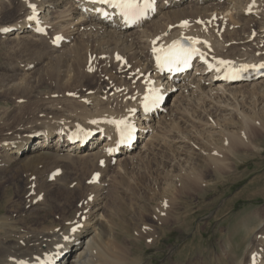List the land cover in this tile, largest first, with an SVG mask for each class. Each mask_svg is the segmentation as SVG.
I'll use <instances>...</instances> for the list:
<instances>
[{"label":"rangeland","instance_id":"374dc122","mask_svg":"<svg viewBox=\"0 0 264 264\" xmlns=\"http://www.w3.org/2000/svg\"><path fill=\"white\" fill-rule=\"evenodd\" d=\"M10 2L0 0V6L9 5ZM261 6L264 9V4ZM49 8L52 32H62L66 37H83L82 22H71L77 16L74 7L69 4ZM144 31L146 28H142L141 32ZM17 34L0 38V70L5 62L20 66V75L23 76H20L21 80L17 84L22 85L25 79L39 75H33L34 65H29L31 52L37 54L38 49L24 42L31 34ZM34 40L40 42L42 38ZM226 41L232 43L229 39ZM255 42L257 47L261 45L259 41ZM66 44L58 49L59 53L70 52L73 43ZM258 52L254 50L252 53ZM29 66L32 68L29 69ZM96 72L95 75L91 68V79L67 90H60L55 84H45L41 76L39 82L35 83L41 85L34 95L5 98L0 94V147L4 149L15 142L18 137L16 134L25 127L52 126L49 116L43 115L45 108L65 112L66 116L76 117L80 113L77 122L86 120L84 115L89 111L108 110L105 93L111 89L109 77L102 65ZM128 81L130 87L134 88L135 84ZM206 86L209 96L198 90L193 92L194 85L187 92L181 87L171 95L167 94L168 112L151 121L152 138L140 142L127 167L122 166L125 155L109 168L99 158L64 157L65 153H61L64 155L60 158L61 164H57L59 167L51 164L53 168H44L43 161L35 173H30L32 165L27 173L18 171L24 164L15 165V169L6 166V172L0 173V215L6 214L17 219L35 214L40 220H33L31 224L41 225L65 216H83L87 203L99 198L102 199L104 214L111 226L109 239L119 240L130 249L127 264L130 260L131 264L256 262L254 258L259 259L260 252H264V129L255 124L261 133L255 134L253 146L248 142V148L234 147V150H239L237 156H232L230 150L226 149L224 132H238L241 128L240 123L230 121L237 113L235 107L250 116L255 112L264 115V79L255 82L257 90L254 94L248 83L231 86L238 92V98H230L229 92L223 94L218 91L216 86L219 84L216 82L212 85L214 91L210 90L208 83ZM110 92L107 94L112 102L117 95ZM35 95H38L37 101ZM192 100H196V103L192 104ZM114 102L111 106L118 101ZM215 105L226 106L227 109L215 113L219 107ZM207 113L213 117L207 116ZM166 115H171V118H167V129L163 123ZM172 120L175 122L172 123ZM75 122L65 129L77 127ZM22 124H25L24 127L14 133ZM239 134L243 135L242 131ZM173 139L176 142L172 143ZM160 148L169 153V163L157 159ZM212 154L224 159L221 164L225 166L219 170L220 173H217L218 170L212 173L216 169L213 167L212 171L202 173L201 181L205 189L181 191L179 181L188 171L201 170L202 165H210ZM54 170L60 171V175L49 180V174ZM95 174L101 180L98 185H89ZM33 190L35 196L30 193ZM161 214L165 216L164 219L160 217ZM260 232L263 233L261 242L258 240ZM255 252L259 253L255 256Z\"/></svg>","mask_w":264,"mask_h":264},{"label":"bare ground","instance_id":"6f19581e","mask_svg":"<svg viewBox=\"0 0 264 264\" xmlns=\"http://www.w3.org/2000/svg\"><path fill=\"white\" fill-rule=\"evenodd\" d=\"M165 2L166 4L169 3L168 7L165 6ZM29 4L37 6L38 11L45 18V23L48 22V25L52 23V20L49 18L51 10L50 8L47 9L49 6L56 8L65 7L70 4L74 7V12L77 14L71 22L74 20L82 22L80 25H82V29L84 30L83 37H76L74 35L70 37L68 35L67 38L70 39L69 42L73 43V46L70 48V52L67 53H59V48L53 45V38L45 40L44 37H39L42 38L40 42L34 40L38 37L34 35L33 22L27 20V16H29L31 11ZM263 4L264 0H255L254 3L253 0H225L222 3L216 0L203 2H199L198 0L181 2L160 0L158 13L152 20L147 21L143 25L146 31L141 32L138 29L121 31L96 21L97 17L94 15L85 16L81 12L79 3L76 0H11L9 5L3 4L0 6V29L15 28L16 31L9 35L16 32H18L17 35L31 34V37H27L24 42L29 47H35L33 49H38V51L37 54L30 51L32 55H28L32 56V60H27L31 62L29 63L30 66L34 65L32 66L33 70H35L33 75H39L27 80L25 79L21 83L23 86L18 85V81L21 80L20 76H23L20 75V66L17 67L16 64L13 65L5 62L2 70H0V94L5 98H10L14 95L21 96L22 98L34 95L37 92L36 89L41 85L35 83L39 82L41 76H43L45 84H55L60 90L71 89L82 84L84 80L87 81L92 78V75L89 74L91 68L95 71L94 74L96 75V71L101 65L109 77L110 91L117 94L118 89L129 88L130 83L123 79V75L136 72L135 76L143 74L144 80L146 76L156 74L152 62L153 55H151L153 48H157V46H151V43L155 39L158 38L164 41L179 34L197 36L203 39L204 42H207V45L202 44L201 46L204 53H206V62H198L197 70L199 72L197 75L190 77L191 81L186 82L184 80L180 86L170 85L171 87L166 88L164 92L171 95L175 89H180L181 87L187 92L188 88L194 85L195 89L193 92L198 90L202 94H205L208 89L205 84L206 82L211 85L209 87L210 90L214 91L212 85L216 82L215 77L222 75L223 72L217 73L213 70L209 73L206 63H214L215 69L217 68V59H233L239 62L240 60L247 59L244 56L248 55V58L262 60L261 53L264 49H260V46L257 47L255 41H259L260 44L264 42V9L261 6ZM250 6L251 10H249ZM184 21H187V25L190 26L186 30L179 27ZM201 22L204 23L205 29H203L204 25ZM170 27L173 29L170 30ZM79 28L81 26L76 30H79ZM216 31L218 32L217 34L221 35H214ZM86 33L88 35L84 38ZM3 36L0 33V38ZM252 37H254L253 41H251ZM226 39H229L232 43L227 42ZM62 46H64L63 43L61 44ZM254 50L260 52V57H255L256 53H252ZM250 54L253 57L249 56ZM117 57H119L120 61ZM30 66L29 69L32 68ZM128 68L130 69L127 70ZM158 80L160 83L165 81L166 84V77H158ZM255 82H253L254 85ZM248 85L250 86V91L254 94L257 90L256 86H252V83H248ZM231 86L233 85L224 86L219 84L217 89L223 94L229 92L228 96L230 98H238V92ZM129 90L132 91L130 88ZM206 95L209 96V93H206ZM37 98L38 95H35V101H37ZM114 101L118 102L114 104L115 106H111V103ZM112 102L110 100L106 102V105L109 107L106 111H89L88 114L84 115L87 119L82 122H77L79 121L77 117L81 116L80 113L76 117L66 116L65 112L45 108L43 115L45 117L49 116L48 118H50L52 126L43 128L38 125H31L25 127L16 134L18 137L15 142H12L4 149L0 147V173L6 172V166L15 169V165L18 164H24L18 171L27 173L31 168L29 166L32 165L30 173H35L43 161L45 162L44 168L50 167L51 164L54 166V164L60 163L62 161L60 158L64 155H61V153H65L64 157L73 155L76 157L88 156L95 157L96 159L99 158L105 162V167L111 168L112 160L103 154V147L109 145L108 143L104 144L98 137L84 148L79 147V143L71 146L68 145L67 137L62 136V133L68 132L69 130L65 128L74 121H76L75 126L77 127L83 126L87 129H100V127L106 125L105 123H97V120L101 117H104V119L132 117L129 110L138 108L139 98L136 96L135 100H129L125 96L119 100L114 97ZM193 102L196 103V100H192V104ZM215 106H219L215 111L217 113L218 111L227 109L226 106H229V104L224 107L220 105ZM235 108L237 113L233 115L230 121L237 124L240 123L241 128L238 132H224L227 139V143L224 142V145L225 143L227 144L225 147L230 150L229 152H231L232 156H237L236 154L239 152V150H234V147L245 146L248 148V142L253 146L256 135L261 133V130L258 126L255 127V124H259L261 129H264V115L262 113L255 112L250 116L244 111H239L238 107ZM164 110L168 112L169 108H167V104H165ZM119 112H122V114L120 115ZM167 115L164 118H171V115ZM209 117L213 116L209 115ZM155 119L145 118L142 122L139 121L141 125L140 139L146 140L147 138H152L153 125L150 123L151 121H155ZM166 119L163 123L167 129L168 119ZM146 120L147 122H145ZM92 121H96V123H92ZM23 125L25 124L16 128L14 133L24 127ZM148 125H150V128H148ZM240 131H242L243 135L239 134ZM61 139L63 140L62 142ZM115 142L113 145H115ZM173 142H176V140L173 139ZM159 151L160 153L156 154L157 159L161 160L162 163H169V153L165 152L162 148ZM134 153L135 151L130 154L122 152V155H125V163L122 166L125 165L127 167L131 163L130 160ZM211 156L210 165H202L201 170L188 171V174L179 181L181 182V191L195 190L194 192H196L205 189L206 186L201 181L202 173L212 171L213 167L216 169L212 173L214 171L216 173L217 170L218 173L219 170L224 168L225 165L221 164V162H224V159H218L213 154ZM58 165L57 167H59ZM28 178L31 179V176L29 177L28 175ZM90 202L87 203L83 216H78V214L70 217L65 216L59 220L54 219V221L51 220L41 225L31 224L33 220H40L39 216L35 214L21 216L17 219L8 217L6 214L0 215V264H21L24 261L39 263L40 259L47 257L57 259L56 264H127V258L131 255L130 249L123 242L120 243L119 240L114 241L109 239L111 236L109 234L111 226L106 220L102 199L98 198ZM82 217H85V221H82ZM160 217L162 219L165 218L162 214ZM77 224L80 227L75 232H72L71 230ZM65 236H68L69 239L65 240ZM58 245H62L63 247H57ZM249 253L251 254V252ZM256 253L259 252H255L253 255ZM260 253L262 254L259 259L254 258L255 260L257 259L256 262L254 261L256 264H264V252ZM129 264H131V260Z\"/></svg>","mask_w":264,"mask_h":264},{"label":"snow or ice","instance_id":"6c2138e0","mask_svg":"<svg viewBox=\"0 0 264 264\" xmlns=\"http://www.w3.org/2000/svg\"><path fill=\"white\" fill-rule=\"evenodd\" d=\"M96 2L102 4L111 5L114 8L120 10L122 16H124L129 22H135L141 17L146 15V9L152 7L151 0H96ZM255 0H253V3ZM29 7L33 9L35 12L36 5L29 4ZM251 10V6L250 9ZM97 11H101L97 9ZM104 15H108V13H104ZM36 17L29 16V20H33ZM188 22L184 21L182 26H187ZM0 31H8V29H0ZM62 37H56V41H59ZM184 40L189 41L190 43H184L182 40L174 41L167 48H153V52L157 53L156 61L157 66L161 70L168 69L169 71L173 69H179L180 66H188L190 61L196 57L197 55H203L200 49L196 46L202 43L198 38L185 37ZM155 43V42H154ZM203 43H207L206 41ZM119 59V57H117ZM219 64L224 66L225 70L228 72V78L236 79L239 78L241 73L247 72L249 69L252 70H260L264 69V63L259 65H249L242 64L239 67L235 66L234 61H224L220 60ZM91 70V69H90ZM219 71L220 69L217 68ZM149 88L147 94L144 96V107L145 110H148L152 105L158 103L162 99V95L160 94V90L156 89L153 85L154 82H149ZM134 98V97H133ZM129 111H134V109H130ZM110 123L116 125L119 128L120 136L123 141L130 140L132 138V133L134 130V126L131 124L127 118L121 120H111ZM92 123H96V121H92ZM103 163V161H101ZM165 206H167L165 204ZM80 227L79 224L76 225L71 231L75 232ZM65 240H68L69 237L65 236ZM57 247L62 248V245H58ZM23 264V262H21Z\"/></svg>","mask_w":264,"mask_h":264}]
</instances>
